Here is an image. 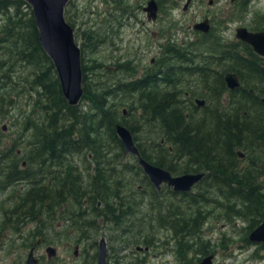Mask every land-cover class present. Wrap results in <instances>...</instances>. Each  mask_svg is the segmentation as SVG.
I'll use <instances>...</instances> for the list:
<instances>
[{
    "label": "trees",
    "instance_id": "1",
    "mask_svg": "<svg viewBox=\"0 0 264 264\" xmlns=\"http://www.w3.org/2000/svg\"><path fill=\"white\" fill-rule=\"evenodd\" d=\"M104 1L109 9L85 26L75 28L72 0L63 11L82 72V96L70 105L41 49L30 6L0 0L2 239L9 234L18 248L38 245L37 238L39 244L68 240L82 249L79 264H94L101 233L114 264L120 262L116 242L143 253L166 246L172 264H193L223 247V236L210 244L203 230L209 217H218L244 220L249 243L247 233L264 215V58L246 42L224 41L212 30L195 39L168 34L151 62L137 52L100 57L99 45H114V24L135 16L144 2ZM156 1L159 11L176 5ZM238 6L230 20L241 13ZM260 18L256 26L264 28ZM226 71L236 73L239 85L226 86ZM118 123L148 162L173 175L202 177L189 191L153 186L136 155L123 151ZM44 264L62 263L54 257ZM123 264H146V256Z\"/></svg>",
    "mask_w": 264,
    "mask_h": 264
},
{
    "label": "rangeland",
    "instance_id": "2",
    "mask_svg": "<svg viewBox=\"0 0 264 264\" xmlns=\"http://www.w3.org/2000/svg\"><path fill=\"white\" fill-rule=\"evenodd\" d=\"M72 1L74 2L73 7H75L78 14L74 17L75 28L79 25L85 26L87 24H91L93 20L101 18L102 10H105L106 8L109 9V4L104 0ZM174 1L176 2V5H174L170 9H167V12H164L166 10L161 11L159 17L155 21H148L146 19L145 12L142 11L141 8H137L135 16L128 15V17L125 16L121 18L120 21L123 25L119 26L118 30L115 24L112 27L113 30L115 29L114 34L112 35L114 36V45L111 46L108 43L107 45L104 43L103 45H99V52L97 53V55L102 57L101 54L108 53L113 56L118 55L119 57H122L127 55L131 56V54L137 51L139 53L138 55H141V57L144 58L145 61H148L150 59V56H153L158 50L157 43L162 40L160 34L164 36L165 31L167 33H172L171 35H183V33L181 32V21H186V23L192 22L195 17H199L198 14L200 10L202 12L207 11V9L212 12L218 11V7L224 6L225 2L228 0H213L212 4H209L208 0H202V2H200V0H196V2L189 6L185 11L181 10V6L184 0ZM249 7H251V9L253 10L255 8L257 10H260L259 12H264V0H253L249 4ZM82 10L83 13H80V11ZM117 15L119 16V13H117ZM230 15L231 14H228V16ZM158 19L161 20V25L159 24ZM239 23H241L239 20L232 21L227 31L231 33L233 27L238 25ZM166 27H168V30H163V28ZM227 31H225L226 35H230ZM78 42H80L79 39ZM11 129L12 128H10V130ZM4 130H7L6 126ZM245 224L246 222L241 219H236L228 223L227 221L219 219L218 217H209V219L206 220L203 226V230L205 236L209 237L210 244L216 243L221 236L224 237L221 239L223 247L214 246L213 253L214 251H216V254L213 258V263L220 262L221 264H264V261H261L256 257H251L252 249L257 247L258 242L252 241L251 243H246L241 240V236H243L244 234V229H242V227ZM106 232L107 230L105 228L102 229V233ZM23 234L24 233H20L17 236ZM100 234H98L96 239L99 238ZM159 234L163 236V232L159 231ZM103 235L105 236V234ZM10 238L11 236L9 237V234H6L3 237L5 243L3 242L4 256L2 255V262H5V264H19V257L22 260L25 259L28 250L26 247H19L21 250L20 251L18 246H16L18 240H11ZM105 241L106 244H108L107 238L105 239ZM118 243L119 242H116L113 245L118 249L117 255L120 258L119 264H123L124 261L130 260L136 255L146 256V264H172L174 261V255L167 249L166 246L161 247L160 245L158 246V244H155V246L148 248L146 253H143L142 250L134 251V247L118 248ZM82 244L84 245V243ZM50 245H52L56 249L57 259L61 260L60 262H62L63 264L80 263L82 251L79 245L75 253H73L74 248H72V243L68 240L55 242ZM110 245H112V243H110ZM240 245H242L243 247H238ZM34 253L36 255L43 253V255L45 256L44 244L37 248ZM106 258L107 264H114V259L112 257L107 256Z\"/></svg>",
    "mask_w": 264,
    "mask_h": 264
},
{
    "label": "water",
    "instance_id": "3",
    "mask_svg": "<svg viewBox=\"0 0 264 264\" xmlns=\"http://www.w3.org/2000/svg\"><path fill=\"white\" fill-rule=\"evenodd\" d=\"M31 10L35 27L37 28V39L41 49L46 52L50 61L54 65L55 73L61 85L63 96L68 104H76L81 98V77L80 72V49L73 37V27L66 22L63 15L64 7L68 0H24ZM188 0L183 3L182 9L185 8ZM146 11L147 19L156 17L155 0H148L143 7ZM196 22L194 27L200 25ZM204 29V28H203ZM235 36L242 41L247 42L252 50L264 57V31L247 30L243 27L235 28ZM225 83L229 88L239 85V79L235 72H225L223 75ZM264 101V97L261 98ZM199 104L203 103L202 99H195ZM116 132L123 143L124 152H132L137 157V162L141 165L142 171L148 176L153 186L160 188V183L171 186L174 191H189L193 183L198 181L204 172H184L179 175H173L168 169L162 168L157 164L148 162L140 156L139 151L132 140L131 132L123 124H116ZM239 155L242 153L239 151ZM250 241H261L264 244V218L254 226L247 235ZM97 262L96 264H105L106 246H104V237H100L98 242ZM48 255H51L52 248L47 246ZM212 254H206L194 264H212ZM26 264H35V258L32 251L26 258Z\"/></svg>",
    "mask_w": 264,
    "mask_h": 264
},
{
    "label": "flooded vegetation",
    "instance_id": "4",
    "mask_svg": "<svg viewBox=\"0 0 264 264\" xmlns=\"http://www.w3.org/2000/svg\"><path fill=\"white\" fill-rule=\"evenodd\" d=\"M252 1L253 0H228V1L225 2L224 6L218 7L219 8L218 11L212 12L209 9H207V11L202 12L200 10L199 11V14H198L199 17H195V19L192 20V22L186 23V21H184V22L181 21V23H180L181 24V27H182L181 32L183 33V35L176 36L175 34L174 35H171L172 33H167L166 32L167 34H164V36H162L159 33L160 34V37L162 38V40L159 41V42L164 41V39L166 38V36H168V34L171 36V38L174 37V38H176L178 40H181V39H183L185 37H190V38L195 39L197 37V34L198 33H200V34H206V33H208L209 30L215 31V35L219 36L222 40L228 42V41L235 40V39L240 40L239 38H237L235 36V32H236L235 31V28L236 27H243L244 26L247 30H250V31H254V30H263L264 31V28H262L260 26H256V22H255V21H257L260 18L261 15H264V12H259L260 10H257L255 8H254V10L251 9V7H249V4ZM147 2H148V0H144V2L141 4V7L140 8H141L142 11H143V7L147 4ZM195 2H196V0H188V2L186 4L185 8L183 9V11L187 10V8L189 6H191L192 4H194ZM200 2H202V0H200ZM235 2L237 4H239L238 8H240V6L242 7V11H241V13H237V16H235V17L232 16V18L230 20L229 19L230 16H228V14L234 13L233 12V9L235 8L234 7V3ZM208 3L209 4H212L213 3V0H208ZM155 4H156V11H157V13H156V17L155 18H153V19H150L149 18V20H151V21H155L159 17L160 12H161V10L160 11L158 10L159 7H158V2L156 0H155ZM229 10H230V12H229ZM145 15H146V13H145ZM196 18H198V19H196ZM146 19H147V17H146ZM234 20H239L241 23H239L238 25L234 26L233 29H232V32L230 33L229 31H227V29H229L230 23L232 21H234ZM196 22H201V24L198 25L197 27H194V24H196ZM160 23H162L161 20H159V24ZM119 24L120 25H117V30L119 29V26H122L123 25L121 23V21L119 22ZM251 25H255L256 27L253 29ZM224 30L227 31L230 35H226V33H225ZM240 41L241 42H245V41H242V40H240ZM158 43H157V45H158ZM153 59H154V57L153 56H150V59H149L150 62L153 61ZM56 230H58V231L61 232V228H59V227L56 228ZM12 237L13 238H17L18 236L16 234H14V235H12ZM241 240L245 241L243 236H241ZM3 242H4V239H2L1 216H0V264H5V262H2L3 261L2 255L4 256V254H3ZM34 242L38 244V245L32 244L30 246V248H32L34 250V252H35V250L37 248H39L40 246H42L44 244V243L39 244V238L35 239ZM45 245H48V244H44V246ZM49 245H50V243H49ZM75 247L78 248V244ZM238 247H243V246L240 245ZM26 248H27L28 251L30 250V248H28V247H26ZM19 250H20V248H19ZM81 251H82V249H81ZM54 252H55V250L53 251V253ZM210 253L212 254V258H214L215 257V254H216V251H214V253L213 252H210ZM35 256H36L37 263H38V260L39 259L43 261V264L46 263L47 260H49V257L46 256V255L45 256L44 255L41 256V254H38V255L35 254ZM54 257L57 258L56 255H54ZM54 257H52V258H54ZM251 257H256L259 260L264 261V244L263 243H261V242H258L257 243V247L254 248V249H252ZM19 259H20V257H19ZM23 261H24V259H23ZM53 261H54V259H53ZM53 261H50V262L51 263H54ZM57 261H58V259H57ZM80 261H82V259ZM213 264H221V263L220 262H216V263H213Z\"/></svg>",
    "mask_w": 264,
    "mask_h": 264
},
{
    "label": "bare ground",
    "instance_id": "5",
    "mask_svg": "<svg viewBox=\"0 0 264 264\" xmlns=\"http://www.w3.org/2000/svg\"><path fill=\"white\" fill-rule=\"evenodd\" d=\"M155 165V164H154ZM177 175H179V174H177Z\"/></svg>",
    "mask_w": 264,
    "mask_h": 264
}]
</instances>
